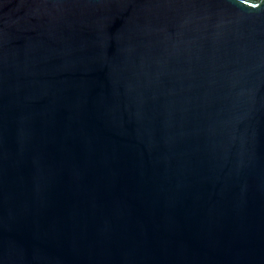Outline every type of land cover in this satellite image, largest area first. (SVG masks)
I'll return each instance as SVG.
<instances>
[{"label":"water","instance_id":"1","mask_svg":"<svg viewBox=\"0 0 264 264\" xmlns=\"http://www.w3.org/2000/svg\"><path fill=\"white\" fill-rule=\"evenodd\" d=\"M0 264H264V0H0Z\"/></svg>","mask_w":264,"mask_h":264}]
</instances>
